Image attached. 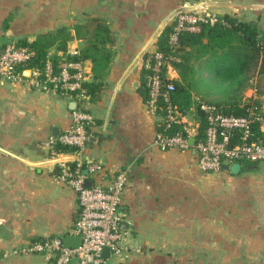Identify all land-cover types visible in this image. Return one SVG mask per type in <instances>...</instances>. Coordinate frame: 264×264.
Listing matches in <instances>:
<instances>
[{
	"label": "crops",
	"instance_id": "0c3cea01",
	"mask_svg": "<svg viewBox=\"0 0 264 264\" xmlns=\"http://www.w3.org/2000/svg\"><path fill=\"white\" fill-rule=\"evenodd\" d=\"M180 8L254 20L264 40V0H0V51L62 25L74 33L87 15L105 20L114 35L102 87L86 102L94 123L80 150L63 148L52 157L44 145L52 126L59 132L69 126L71 101L34 87L28 77L0 78V264H50L43 253L13 249L70 233L80 205L76 191L56 176L60 157L98 161L103 173L92 181L126 172L119 210L122 243L131 248L104 264H264V161L242 169L230 161L202 172L192 147L161 150L153 142L158 119L146 111L140 90L143 50L156 46ZM84 44L73 36L65 50L51 45L47 55L78 54ZM84 61L90 82L92 62ZM252 81L264 112V73Z\"/></svg>",
	"mask_w": 264,
	"mask_h": 264
},
{
	"label": "built area",
	"instance_id": "2783aa9c",
	"mask_svg": "<svg viewBox=\"0 0 264 264\" xmlns=\"http://www.w3.org/2000/svg\"><path fill=\"white\" fill-rule=\"evenodd\" d=\"M216 18V14L200 9H177L170 17V22H175L169 36L170 45H177L181 30H196L201 22H213ZM143 53L141 70L146 89L145 109L154 117L161 115L156 122L163 124V129L157 128L153 138L157 148L192 147L202 172L218 170L224 163L238 159L264 161V139L253 136L252 130L254 122L261 125L264 121L262 108L254 103L257 98L255 84L249 87L253 94L245 93L248 103L245 114L224 112L216 103L194 96L195 105L205 116V126L200 134L198 120L186 118L187 111H180L169 100L174 81L179 77L173 62L178 58L157 46L146 47ZM32 54L33 50L27 45L5 44L0 51V78L21 81L28 77L34 87L74 101L76 106L70 110L69 126L58 135L48 134L44 145L52 157H57L63 148L82 149L89 139L88 128L94 123L93 114L86 108L88 93L84 59L75 52L64 53L56 62L47 56L40 66H25ZM26 69H29L28 74ZM172 123L179 124L180 128L172 133L166 132ZM56 164L57 178L65 181L78 196L80 210L70 234L79 235L81 242L76 246H66L62 237L50 236L28 240L14 247L13 252L43 253L50 264H104L108 259L102 256L104 246L109 247L110 256H119L130 250L131 247L122 243V214L119 210L127 182L125 170L113 172L107 183L92 181L91 185H86L85 179L103 173V166L98 161H72L60 157Z\"/></svg>",
	"mask_w": 264,
	"mask_h": 264
},
{
	"label": "trees",
	"instance_id": "16d2710c",
	"mask_svg": "<svg viewBox=\"0 0 264 264\" xmlns=\"http://www.w3.org/2000/svg\"><path fill=\"white\" fill-rule=\"evenodd\" d=\"M174 23V21L167 23L160 31L156 46L178 58L173 62L178 68L179 78L174 81V89L169 93V100L180 111L185 112L195 105L193 96L198 92L195 88L198 79L192 64L195 59H201L207 69V78L225 82L232 90H239V94L250 86L255 75L264 73V40L260 37L256 21L239 18L234 13L217 14L215 21L201 22L196 30H181L178 33L177 45L173 46L169 43V36ZM72 28L74 33L71 32L70 27L62 25L52 31L38 34L32 41L21 39L16 43L27 45L33 50L25 66H40L48 56L47 48L51 45L65 50L68 40L73 36L83 38L85 44L77 56L83 59L89 58L92 62L93 79L90 82L86 81L85 85L88 99H94L102 87L103 77L111 59L114 35L108 23L97 16L87 15L84 21L76 22ZM59 57H51V60L56 62ZM255 86L256 92L261 91L257 89V85ZM140 90L146 96L144 85H141ZM207 100L221 106L224 112L235 114H245L248 105L246 99L243 100V93L238 100L236 97L230 98L227 102ZM254 103L261 108L259 98H255ZM194 107L201 134L205 126V116L197 105ZM158 123V129H163L162 122L158 121ZM179 128V124L172 123L165 131L172 133ZM252 130L253 136L264 139V131L261 130L258 122L253 123ZM236 161L240 163L241 169L250 163L244 159Z\"/></svg>",
	"mask_w": 264,
	"mask_h": 264
},
{
	"label": "rangeland",
	"instance_id": "374dc122",
	"mask_svg": "<svg viewBox=\"0 0 264 264\" xmlns=\"http://www.w3.org/2000/svg\"><path fill=\"white\" fill-rule=\"evenodd\" d=\"M192 64L194 68V73L198 79L195 86L196 90L198 91L195 93V96H197L198 98H207L220 102H227L230 100V98L233 97H236V99L238 100L241 97V94L243 93V100H245V93L247 88H249L255 83L254 81H252L250 86H248L244 91L239 94V90H232L227 86L225 82H218L207 78V69L203 66L201 59L193 60Z\"/></svg>",
	"mask_w": 264,
	"mask_h": 264
},
{
	"label": "water",
	"instance_id": "95a60500",
	"mask_svg": "<svg viewBox=\"0 0 264 264\" xmlns=\"http://www.w3.org/2000/svg\"><path fill=\"white\" fill-rule=\"evenodd\" d=\"M25 73L28 74L29 73V69H26ZM69 106H70V108H74L76 106V103L74 101H71L69 103ZM156 118L157 119H161V115H157ZM51 131H52L51 132L52 135H58L59 134V128L56 125L52 126V130ZM192 141H193V138L190 137V142H192ZM223 166H225L226 168L228 167V165H226V164L223 165ZM85 184L86 185H91L92 184V180L90 178L85 179ZM62 240H63V243L66 246H76V245L80 244L81 237L79 235H74V234L67 233V234H65L62 237ZM102 256L105 257V258H109V256H110L109 247H107V246L103 247Z\"/></svg>",
	"mask_w": 264,
	"mask_h": 264
}]
</instances>
